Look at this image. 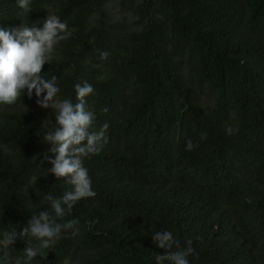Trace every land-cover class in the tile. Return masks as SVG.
Instances as JSON below:
<instances>
[{
  "label": "trees",
  "instance_id": "1",
  "mask_svg": "<svg viewBox=\"0 0 264 264\" xmlns=\"http://www.w3.org/2000/svg\"><path fill=\"white\" fill-rule=\"evenodd\" d=\"M47 15L71 36L41 76L73 103L74 85L93 87L86 107L92 130L109 125L107 143L83 159L96 195L55 217L46 197L72 188L43 162L55 112L34 90L0 103V238L18 234L0 264L23 260L19 233L47 210L79 232L62 231L31 264H156L188 240L189 264H264V0H0L2 27H42ZM164 231L179 248L157 247Z\"/></svg>",
  "mask_w": 264,
  "mask_h": 264
},
{
  "label": "clouds",
  "instance_id": "2",
  "mask_svg": "<svg viewBox=\"0 0 264 264\" xmlns=\"http://www.w3.org/2000/svg\"><path fill=\"white\" fill-rule=\"evenodd\" d=\"M17 5L27 10L30 0H17ZM39 23L42 27L0 26V103L14 104L23 90L27 89L29 97L35 91L37 104L41 108L54 110L56 127L44 133V141L50 147L43 153V162L47 161L52 165L47 172L54 174L57 179L65 178L72 186L71 190L65 191L58 199H53L51 195L46 197L55 217L62 218L65 214H70L80 199L96 195L91 188L88 170L83 166V159L98 154L102 145L107 143L106 131L109 125L104 124L99 131L92 130L96 117L94 112L87 109L85 100L93 92L90 84L85 82L83 85H74L77 102L73 103L69 99H57L60 89L55 76L50 80L41 76L54 45L70 37L71 32L68 31L67 23L61 22L55 15H47ZM107 57V52L100 53L102 60ZM44 93L46 95L39 99ZM226 131L229 135L232 134L230 127ZM205 138L206 134H201V139ZM193 147V142L188 139L186 150L191 151ZM49 152L55 154V159L49 157ZM78 223L77 220L57 223L48 210L33 215L28 226L19 233V238H27V246L23 249V260H18L17 264H31L37 256L45 255V250L56 244L62 231L74 229L72 234H78L79 228L75 227ZM17 238L15 230L5 231L0 238V246L7 248ZM32 240L37 243L33 245ZM152 240L160 249H171L173 245L179 248V242L168 231L156 232L152 235ZM187 243L189 247L186 250L157 255L156 264H164L165 261L170 264H189L187 257L194 249L191 247V240Z\"/></svg>",
  "mask_w": 264,
  "mask_h": 264
}]
</instances>
